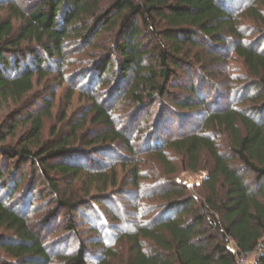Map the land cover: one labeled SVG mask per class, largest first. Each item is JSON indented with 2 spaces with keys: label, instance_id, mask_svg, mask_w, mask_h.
<instances>
[{
  "label": "trees",
  "instance_id": "1",
  "mask_svg": "<svg viewBox=\"0 0 264 264\" xmlns=\"http://www.w3.org/2000/svg\"><path fill=\"white\" fill-rule=\"evenodd\" d=\"M26 1L32 2L31 7H20L17 0L7 4L0 0V111L5 102L19 104L32 94L35 79L40 84L50 76L53 63L59 66L65 80L72 48H80L90 56L74 80L87 79L91 86L96 80L109 83L115 79V92L125 89L126 100L137 105L139 113L148 106L145 101L154 97H166L179 109H207L205 115L201 113L203 121L195 133L182 132L177 138L168 139L166 145L159 134L169 132L165 119L173 111L168 109L164 117L161 113L156 119L150 145L155 141L160 145H148L147 153L164 169L158 185L170 188L163 195L166 203L157 208L158 214L149 223L138 226L136 232L120 234L118 240L129 243L124 264H235L237 254L264 247V0H253L237 13L224 0ZM243 19L249 20L253 31L262 36L258 42L246 41L245 34L250 29ZM105 35L108 43L100 45ZM200 44L223 53L210 55L217 64L226 61L228 52L238 57L247 74L239 88L245 97L249 95L246 101L251 106L211 111L201 86L192 87L189 96L175 101L168 85L177 79L179 71L186 68V73L192 67L191 51ZM99 48L104 52L97 55ZM149 59L155 64H149ZM209 81L204 82L212 86ZM46 106L51 108L49 101ZM88 118L92 125L102 127L93 136L85 131ZM179 119L186 122V118ZM25 121L31 127L20 148L0 149V160L22 158L39 165L55 193L60 191L51 177L53 172L78 179L85 173L79 161L93 167L100 163L94 164L92 158L83 159L81 153L74 152L80 150L72 146L75 141L86 142L87 148H105L99 153L90 151L93 158L101 154L109 157L117 150L113 147L117 143L123 144L130 155L136 151L130 138L117 128L105 104L94 103L84 119L72 127L71 134L52 146L41 143L43 115L26 112ZM19 122L12 123L13 133ZM220 138L223 146L218 142ZM170 154L190 173L202 171L204 158L209 157V176L201 182L206 192L200 199L176 181L179 173ZM5 161H0V188L8 184H2ZM130 167L127 180H131L126 186L139 189L144 179L141 170L137 163ZM114 168H109L110 172L89 173L92 186L103 182L105 191L118 188L119 174ZM59 204L70 220L84 205L71 197L61 198ZM57 216L54 210L43 218L38 232L24 213L0 198V251L11 259H0V264H55L57 260L62 264H89V248L83 241L71 254L55 255L48 249L44 229ZM68 230L77 233L73 222ZM115 252L105 248L97 264H112ZM254 264H264V251Z\"/></svg>",
  "mask_w": 264,
  "mask_h": 264
},
{
  "label": "rangeland",
  "instance_id": "2",
  "mask_svg": "<svg viewBox=\"0 0 264 264\" xmlns=\"http://www.w3.org/2000/svg\"><path fill=\"white\" fill-rule=\"evenodd\" d=\"M8 1L3 0V3L7 4ZM252 1L224 0V4L229 5L233 13H237L239 9H243ZM17 4L20 7H27V4L28 7H31L32 2L17 0ZM243 21L246 27L250 29L249 32L246 31V41L258 42L262 36L258 35L259 32L253 31L249 20L243 19ZM14 24L16 26L18 21H14ZM107 39L109 40L105 35L99 41L100 45H106L108 43ZM103 52L99 48L95 54L99 55ZM212 54L222 55L223 53L210 49L209 46L204 44H200V47L191 51L189 61L192 67L188 69L189 73L188 70L185 73L186 68L182 69L184 72L179 71L177 79H173L168 85L171 95L177 98L175 101H181L189 96L192 87L201 86L206 91L204 95L211 111L224 110L230 106H240L241 109L251 106V102L246 101L249 95L247 94L245 97V94L239 88L241 82H244L245 76H247L241 61L235 54L228 52L226 61L217 64L216 59L211 58L210 55ZM70 58L72 59L71 66L66 69L65 80L60 75L59 66L53 63L51 64L50 76L40 84H37V79H35L34 92L27 96L23 102L17 104L8 101L2 105L0 111V149L7 147L20 148L22 139L27 137L31 127L30 124H26V112L44 116L43 123L45 124L41 143L49 142L52 146L57 144L61 138L71 134L72 127L78 125L84 119L93 108L94 103H101L109 106L117 128L130 138L132 146L136 148L135 154L130 155L126 152L123 144L117 143L113 145L117 150H114V153L109 157H104L101 154L98 155L99 157L93 155V158L91 154H88L90 151L91 153H99L105 148L103 146L87 148L86 142L82 144V142L75 141L72 146L80 150H74V152L81 153L83 159L87 156L92 158L94 164L100 163H98V166L93 167L79 161V164L85 167V173L78 179L72 175L64 178L58 172H53L51 177L54 179V183L57 184L59 193L53 191V188L43 177L39 165H31L22 158L2 157L0 161L6 160V176L2 184L6 181L8 184L0 188V198L6 200L8 205H13L18 212L24 213L33 229L38 232L41 229V220L54 210L57 211V218L44 229L43 233L48 239V249L53 254H71L78 249L80 241H83L89 248V264H97L107 247L116 251V259L112 260V264H124L129 243L128 240L119 241L120 234L122 232H136L138 226L149 223L158 214L157 208H161L166 203L163 195L170 188V186L167 189H164L163 186L160 187L164 169L152 154L147 153L148 145H150L149 136L151 137L155 132L154 130H156V119L161 113H163L161 116L164 117V113L168 109L173 111L165 119V125L168 126L169 132L159 134L164 138L163 143L166 145L168 139L177 138L182 132L195 133L199 124L203 121L202 114L205 115L207 109L204 106L196 110L179 109L177 103L168 101L166 97L162 100L159 97H154L145 101L148 106L139 113L137 105L126 100L125 89L119 93L115 92V79L109 83H100V80H96L91 86L88 84L89 80L87 79L83 78V80H79L80 82L74 80L76 73L84 68L90 59L86 51L80 48H72ZM148 63L155 64L152 59H149ZM204 81L206 83L207 81L211 82L212 86L216 88L209 86ZM217 89L219 91H216ZM115 94L117 95L116 98L111 99ZM218 94L219 96H217ZM48 101L51 108L46 106ZM216 103L218 105H215ZM181 117L186 118L184 124L180 122L182 121L179 119ZM89 121L90 118H88ZM13 122H19V126L16 127L14 133ZM101 128V126L97 127L89 122L85 131L90 132L93 136ZM3 138L4 141H2ZM218 142L222 146L225 144L222 138L218 139ZM155 144L160 145L155 141L150 146ZM222 150L224 152L225 149ZM169 156H171L170 161L173 167L178 169L179 175H174L176 181L179 184L186 185L191 193L200 199L201 195L206 192L201 182L209 176V168H211L209 157L205 156L203 163L205 168L202 171L190 173L184 171L179 164V160L174 158V154ZM136 163L141 170V177L144 178L139 183L141 186L139 189L126 186L127 182L131 180H127L131 171L130 166H134ZM102 164L103 166H101ZM111 167H115L114 169L119 174L118 188H110L105 191L104 188L106 187H104L103 182L97 185L95 183V187L92 186V181L88 176L89 173L110 172L109 168ZM159 183L160 185H158ZM88 191H91L90 195L86 194ZM64 197H71L84 203L72 220L67 218L66 213L61 210L59 200ZM72 222L76 227V234L68 230ZM95 229H97L96 232H94ZM1 233L3 232L0 231ZM96 243H100L101 246H95ZM0 259L11 260L2 251H0ZM255 261L256 257L251 256L249 263L254 264ZM55 264L62 263L57 260Z\"/></svg>",
  "mask_w": 264,
  "mask_h": 264
},
{
  "label": "built area",
  "instance_id": "3",
  "mask_svg": "<svg viewBox=\"0 0 264 264\" xmlns=\"http://www.w3.org/2000/svg\"><path fill=\"white\" fill-rule=\"evenodd\" d=\"M234 250L236 251L237 249L233 247ZM264 251L263 245L258 246V248L254 249L250 253H245V254H237V260L235 264H250L249 259L251 256L256 257V261L258 260L260 254H262ZM237 253V252H236Z\"/></svg>",
  "mask_w": 264,
  "mask_h": 264
}]
</instances>
